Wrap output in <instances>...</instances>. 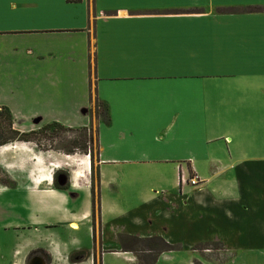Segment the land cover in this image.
I'll return each instance as SVG.
<instances>
[{"label":"crops","instance_id":"0c3cea01","mask_svg":"<svg viewBox=\"0 0 264 264\" xmlns=\"http://www.w3.org/2000/svg\"><path fill=\"white\" fill-rule=\"evenodd\" d=\"M0 106L22 132L97 120L95 211L90 155L0 146V199L51 264H139L136 243L146 264H264V0H0Z\"/></svg>","mask_w":264,"mask_h":264},{"label":"rangeland","instance_id":"374dc122","mask_svg":"<svg viewBox=\"0 0 264 264\" xmlns=\"http://www.w3.org/2000/svg\"><path fill=\"white\" fill-rule=\"evenodd\" d=\"M94 109V116L96 115L97 109L95 102L93 104ZM94 126L92 127L91 132L89 131H83L81 129L73 130V131H67L63 130L61 128H52L49 133H47L46 137L39 135L36 137L37 143L36 147L39 148L41 151H51V150H57L65 149L66 147L72 148L76 144H74L72 141L77 140L78 143H81L82 138H87V144L92 149V152L94 156H96L97 152V120L94 118ZM59 149V150H58ZM62 152V151H61ZM64 153V152H62ZM76 163L72 164V167H76ZM185 174L184 171H180L179 174V183H180V175ZM186 175V174H185ZM1 176V175H0ZM84 194L81 192V197L78 199V203L83 205L84 204ZM96 208V206H95ZM20 214H22V210L17 206H6L2 199H0V264H13L14 261H16L19 258L20 250L25 253L24 259L22 261H25L29 254L35 250L36 243L38 242V234L41 230L44 229L43 226L39 227L40 230H28L30 227L27 226H15L18 221H21ZM25 215V211L23 213V216ZM22 222V221H21ZM76 237H80L81 240L85 241L84 245H91L93 244V237H91L90 233L87 235L85 234L84 230L76 232ZM34 247V248H33ZM136 250V256L139 258V264H146L149 262L152 257L151 255L154 254H143L140 252V249L147 248V244L144 243H136L132 246ZM44 249V248H43ZM74 251L70 258H72V262H78L77 264H90L88 262L89 257L91 256V253L85 254L84 258H80L79 260H75L74 258L76 256H80L85 251L80 250ZM75 254V256H74ZM22 256V255H21ZM83 256V255H81ZM95 264H100L99 261V255L96 253L95 256ZM158 257V254L155 256L154 259ZM144 259H146L145 262ZM123 262L118 259H113L112 257H107V263L103 261L102 264H122ZM67 264H71V262H68ZM124 264V263H123Z\"/></svg>","mask_w":264,"mask_h":264},{"label":"trees","instance_id":"16d2710c","mask_svg":"<svg viewBox=\"0 0 264 264\" xmlns=\"http://www.w3.org/2000/svg\"><path fill=\"white\" fill-rule=\"evenodd\" d=\"M72 1H78V0H72ZM95 105H96V117H103L104 119H108V107L106 104L100 102L97 98L94 101ZM92 110L94 111L93 107ZM61 128L63 130H67V131H73V130H77L75 128H68V127H64L58 123H51L48 124L38 130H33V131H29V132H22L18 129L15 128L14 126V116L12 114V111L10 110L9 107L7 106H0V146H4L10 143H14V142H34L37 143L36 137L39 135H42L44 137H46L47 133H49L51 131L52 128ZM81 129L83 131H89L91 132L92 127L91 128H78ZM74 144H76L75 146H73L72 148H65V149H58L59 151H62L66 154H75V153H81V154H87L90 155L91 157V173H92V179H91V185H92V194H93V204H94V211H95V206L98 203V198L96 196V187L98 186V184L100 183V174H99V170L98 168L95 167V156L92 152V149L90 148V146L87 144V138L84 137V139L82 138L81 143L77 144L78 141L74 140L72 141ZM38 144V143H37ZM59 173H56V178L58 177ZM55 178V184L56 187L59 189H64L66 188V186L62 187L59 185V183L57 182ZM164 246L166 247V249H171L172 246L168 245V244H164ZM75 256V254H74ZM194 264H203L200 261H195Z\"/></svg>","mask_w":264,"mask_h":264},{"label":"flooded vegetation","instance_id":"af4514ba","mask_svg":"<svg viewBox=\"0 0 264 264\" xmlns=\"http://www.w3.org/2000/svg\"><path fill=\"white\" fill-rule=\"evenodd\" d=\"M61 173H63V172H60L58 177L56 178L57 182L59 181V177H60ZM69 177L70 176L68 175V182H67V184L65 186H68V184H69ZM85 254L88 255V253L85 251L83 254H81L83 256H81V255L80 256H76L74 259L75 260H79L80 258L82 259V258H84ZM40 258L45 259L46 260V264H51L50 256L48 254H46V252L44 250H42V249L33 250L29 254V256L27 257V259L25 261V264H38L39 261H40ZM71 260H72V258H70L71 264H77L78 263V262H72Z\"/></svg>","mask_w":264,"mask_h":264},{"label":"built area","instance_id":"2783aa9c","mask_svg":"<svg viewBox=\"0 0 264 264\" xmlns=\"http://www.w3.org/2000/svg\"><path fill=\"white\" fill-rule=\"evenodd\" d=\"M191 184L193 186H196L199 184V178L196 174H193L191 176H187L185 174L180 175V184Z\"/></svg>","mask_w":264,"mask_h":264},{"label":"water","instance_id":"95a60500","mask_svg":"<svg viewBox=\"0 0 264 264\" xmlns=\"http://www.w3.org/2000/svg\"><path fill=\"white\" fill-rule=\"evenodd\" d=\"M67 182H68V176L64 174L60 175L59 181H58L59 185L64 187L67 184ZM38 264H46V260L43 258H40V261Z\"/></svg>","mask_w":264,"mask_h":264}]
</instances>
